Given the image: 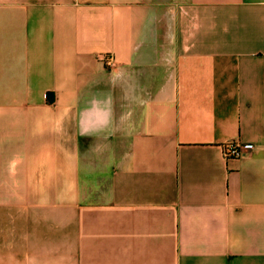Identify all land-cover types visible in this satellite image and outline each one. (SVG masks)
<instances>
[{"label": "crops", "instance_id": "0c3cea01", "mask_svg": "<svg viewBox=\"0 0 264 264\" xmlns=\"http://www.w3.org/2000/svg\"><path fill=\"white\" fill-rule=\"evenodd\" d=\"M0 264H264V0H0Z\"/></svg>", "mask_w": 264, "mask_h": 264}, {"label": "built area", "instance_id": "2783aa9c", "mask_svg": "<svg viewBox=\"0 0 264 264\" xmlns=\"http://www.w3.org/2000/svg\"><path fill=\"white\" fill-rule=\"evenodd\" d=\"M251 143H228L227 145L224 146L223 151L224 155L227 158H235L239 157L241 152L243 150L251 149L252 148Z\"/></svg>", "mask_w": 264, "mask_h": 264}]
</instances>
